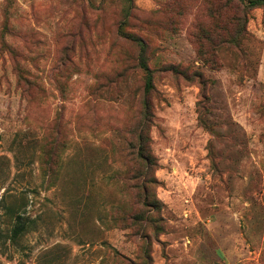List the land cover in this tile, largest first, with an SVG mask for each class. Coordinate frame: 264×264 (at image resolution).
<instances>
[{
  "label": "rangeland",
  "instance_id": "1",
  "mask_svg": "<svg viewBox=\"0 0 264 264\" xmlns=\"http://www.w3.org/2000/svg\"><path fill=\"white\" fill-rule=\"evenodd\" d=\"M0 264H264V8L0 0Z\"/></svg>",
  "mask_w": 264,
  "mask_h": 264
},
{
  "label": "trees",
  "instance_id": "2",
  "mask_svg": "<svg viewBox=\"0 0 264 264\" xmlns=\"http://www.w3.org/2000/svg\"><path fill=\"white\" fill-rule=\"evenodd\" d=\"M244 4V10H247L249 8H264V0H237ZM241 19V18H240ZM247 19V16H246ZM240 21V20H239ZM242 21L245 22V19L242 18ZM221 22V21H220ZM223 27L221 29H217V31H214L213 38H218L214 41L216 45L222 44L224 42V37H228L230 35V31L228 29H225L226 27H229L231 25V21L224 20ZM226 26V27H225ZM230 37V36H229ZM129 39L138 47L139 49V62L138 66L139 68L145 73L146 77V94L149 95L150 92L154 89V75L153 71L150 68L148 64V46L145 43L144 40L141 38L135 37V36H128ZM211 39V38H210ZM226 39V43H229ZM234 43H237V39H232ZM153 119V114L151 113V104L149 100H146V106H145V112L142 116V121L138 124V127L136 128V131L133 132L140 134V141L138 144H134L133 142L128 143V149L129 150H137L138 153L132 154L129 156L130 162L136 167V171L133 172V175L128 178V182H134L135 185L132 188L135 190V199L138 200V202H144V204H147L149 197V185L153 184L154 182L149 179V174L144 173V167L147 169H151L153 167H156L157 164L153 165V159L146 155L144 149H146L145 144V133L151 128ZM133 156V158H132ZM153 166V167H152ZM14 216V211L12 210L10 212ZM16 219L18 220V224L12 229V239L16 240L18 239L26 230V223L23 221V218L21 216H16Z\"/></svg>",
  "mask_w": 264,
  "mask_h": 264
}]
</instances>
